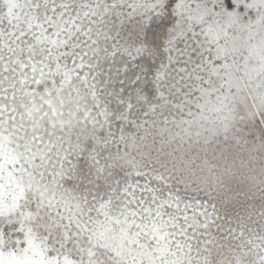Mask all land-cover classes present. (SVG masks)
<instances>
[{"label": "snow or ice", "instance_id": "obj_1", "mask_svg": "<svg viewBox=\"0 0 264 264\" xmlns=\"http://www.w3.org/2000/svg\"><path fill=\"white\" fill-rule=\"evenodd\" d=\"M0 264H264V0H0Z\"/></svg>", "mask_w": 264, "mask_h": 264}]
</instances>
